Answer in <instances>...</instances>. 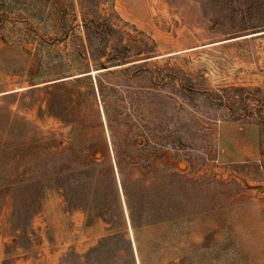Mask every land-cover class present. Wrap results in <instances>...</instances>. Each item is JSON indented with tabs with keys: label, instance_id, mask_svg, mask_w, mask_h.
<instances>
[{
	"label": "rangeland",
	"instance_id": "obj_1",
	"mask_svg": "<svg viewBox=\"0 0 264 264\" xmlns=\"http://www.w3.org/2000/svg\"><path fill=\"white\" fill-rule=\"evenodd\" d=\"M108 164L133 257L86 264H264V0H0V264H80Z\"/></svg>",
	"mask_w": 264,
	"mask_h": 264
},
{
	"label": "trees",
	"instance_id": "obj_2",
	"mask_svg": "<svg viewBox=\"0 0 264 264\" xmlns=\"http://www.w3.org/2000/svg\"><path fill=\"white\" fill-rule=\"evenodd\" d=\"M136 65H140V64H136ZM159 89L161 90L160 87ZM246 90L249 91L248 89ZM250 96L251 94L249 91L245 97L247 98ZM108 165L109 166H107V168L103 170V174L106 177L105 182L101 180V178L104 177L103 174L102 177L98 180L92 174L88 173L89 170L88 169L85 172L83 171V174L85 175L83 177V180H81V182L78 184H74L70 192L66 191L65 200L70 209L82 207L88 213V221L93 219L95 216H101L105 220V222L109 224L107 228V232L104 233V235L99 238L98 243L95 246L91 247L85 253V258L80 262V264L87 263L91 252L103 250L106 246L108 248L110 242L115 245H113L114 246L113 251L110 252L109 254L115 256L129 255L133 257L131 239L125 237V235L127 234L125 228L126 218L121 205L119 189L116 181V171L111 164ZM117 170L120 171V175L122 176L121 174L122 172L119 167V164ZM79 174L81 173L79 172ZM121 184H122L121 185L122 191L125 196V203L127 207L129 223L130 226L133 227V238L136 244H138L137 237H138L139 227L149 222L153 223L156 220V218L147 217L143 213L139 214L135 212L136 210L131 202L129 190L123 181ZM61 187H64V189L67 190L68 186L67 184H62ZM104 187H107L109 189V194L108 196H106L104 193H102V195L108 198L103 203H101V206L98 208L99 209L98 210L95 206L96 205L95 201L93 200L91 201L89 200V198L99 195L100 192L104 191ZM109 254H108L109 256L108 259L105 257L106 258L105 264H116L114 260L110 259Z\"/></svg>",
	"mask_w": 264,
	"mask_h": 264
}]
</instances>
